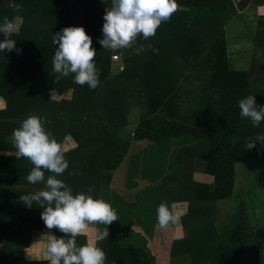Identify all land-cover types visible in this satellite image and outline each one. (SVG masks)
Returning <instances> with one entry per match:
<instances>
[{
	"label": "trees",
	"instance_id": "obj_1",
	"mask_svg": "<svg viewBox=\"0 0 264 264\" xmlns=\"http://www.w3.org/2000/svg\"><path fill=\"white\" fill-rule=\"evenodd\" d=\"M226 1L0 0V264H172L179 255L190 264H243L246 256L264 264V0L255 1L261 9L242 67L230 58L225 25L250 0ZM118 11L127 15L117 18ZM194 13L208 35L195 57L174 54L180 66L159 78L169 54L145 41L155 24L197 23ZM131 24L146 47L113 61ZM136 103L150 108L135 129L139 142L124 132ZM172 136L190 138L152 189V217L134 201L140 191L119 208H102L123 196L106 190L123 159L143 148L144 156L156 155L151 147ZM47 157L65 160H38ZM195 157L206 159L211 181L197 179ZM151 182L142 176L136 184ZM103 210L116 212L114 225ZM80 217L99 218L102 248H88ZM151 225L152 244L143 230ZM30 238L35 248L10 255ZM39 246L47 257L35 259Z\"/></svg>",
	"mask_w": 264,
	"mask_h": 264
},
{
	"label": "rangeland",
	"instance_id": "obj_2",
	"mask_svg": "<svg viewBox=\"0 0 264 264\" xmlns=\"http://www.w3.org/2000/svg\"><path fill=\"white\" fill-rule=\"evenodd\" d=\"M151 5H152V0H151ZM249 5L246 6V9L247 11H249L250 13H253V10L251 8H247L249 7ZM103 9L101 8V11H99V15L101 17H107V12L106 11H102ZM117 18H124L127 14L124 13V12H121V11H118L116 13H114ZM240 15L239 16H234L230 21L229 23H227V25H225V31H226V39H227V44H228V48H229V55H230V58L232 59V62L234 64L235 67H242L244 64V60H243V57H242V54L243 52L245 51V53L249 56L252 54V50H248L246 49L247 47L249 46H252L253 43L252 41L249 39V31H250V34L253 33V30H255V26L257 24V18H254L253 16L251 17V15H247L245 13H239ZM136 13H135V16H131L129 17L131 20L129 21L128 25L130 23H133V22H137V18H136ZM234 20V21H233ZM233 21V22H231ZM104 24V23H103ZM101 24V26L103 25ZM128 25L124 24L123 22V26L122 24H118L116 27L118 26H122V29L123 30H126L128 28ZM103 26H108L110 27V24L109 22H107V25H103ZM137 26V25H135ZM133 24H131L130 26V29H129V32L132 35H130V38L126 41L127 43H131L134 39H139V36H140V30L135 27ZM102 28V27H101ZM253 28V30L251 29ZM249 30V31H248ZM143 32V31H142ZM139 35H134V34H138ZM125 34H128V32H126ZM117 37H113L114 39V43H117L120 41L121 39V36H119L118 34H116ZM152 39L150 40V42H154L156 41L157 39V35L155 33H152ZM95 37V36H94ZM104 38V36H103ZM143 40H145L146 38V35L142 36L141 37ZM81 39H83V37H81ZM105 39V38H104ZM77 40V37H74V42ZM136 40H134L132 43H135ZM195 40L192 41V43H194ZM91 45L92 46H97L94 42V39L92 38V41H91ZM124 47H127L130 49V51H134V46L131 45V44H123L121 46V49H123ZM119 52V51H117ZM129 51H126L125 53H127ZM124 53V54H125ZM192 53L195 55L197 53V49L193 50ZM123 53H119V58L122 60L123 58ZM113 58V57H112ZM115 59V58H114ZM120 60V61H121ZM191 62V61H190ZM193 62V61H192ZM191 62V63H192ZM161 67H160V70H159V78L167 71L166 67H165V64H164V61L163 59H161ZM177 63V61L175 62ZM189 65V64H187ZM175 79L179 80V76L177 75V78L175 77ZM1 100H3V98H1ZM0 104H2V106L6 105L5 101H0ZM141 107L140 105H138V108ZM150 114V108L148 106H146L144 109H140L139 112H135L134 114V118H136L137 120H139V117L141 115V119L143 118H146L147 115ZM132 125V124H131ZM130 125H128L126 127V130L124 132L130 134L129 137L130 138H134V133L135 132H130ZM131 131H134L132 128H131ZM73 142H69L68 143V147L69 146H72L73 143L74 145H76V142L72 139ZM160 154V153H159ZM40 159H44V158H40ZM195 162H194V167L196 168L197 166L200 165V163L197 161V158L195 157ZM45 161H48L49 159H44ZM54 160L56 163H58L59 165H61V161L65 160V159H52ZM169 160V159H167ZM197 162V163H196ZM206 166V165H205ZM197 175H199L197 177L198 180H201V181H211L212 178L206 173L204 172L203 168L200 170V171H196ZM195 173V174H196ZM124 176V175H123ZM127 177V176H126ZM126 177H122L121 180H117V178L108 186H106V190L109 191L110 193H121L123 194V196L119 195L118 196V201H116V203L112 206L110 205H103L102 208L104 207H110V208H116V207H120L121 205H123L126 201L128 202V200H132L135 198L136 196V193L137 191H140V197L137 199V200H134L135 202H139L140 206H141V210H145V217L146 218H151V213L152 212H155V201H154V194L152 192V189H154V186L158 185L157 184V180L161 179V178H152V182L151 184H148L146 186L145 183L143 184H136L134 186H128V187H131V188H127L126 186ZM127 182H129L127 180ZM153 186V187H151ZM151 191V192H150ZM38 203V201L35 199V200H32V203L31 204H36ZM175 210V213H176V216H175V219H177V221L181 220V212L183 210V206L181 204H177V205H174V208ZM103 213V218L105 219V223L106 225L108 226H111V225H114L113 222H117V220L115 219V214L116 212L115 211H112V212H107V213H104V210L101 211ZM101 215V213H99V216ZM139 217V216H138ZM80 219L83 220V217H80ZM86 220V225L84 226L83 229H79L81 232L85 233L86 236L88 237V239L91 241H93V237L95 235V233H97V229H99L100 225H99V218H89V217H86L85 218ZM137 221L134 220L133 221V227H135L136 229V226L138 227V225L136 224ZM119 227H121V225L119 224ZM155 227V226H154ZM153 225L147 227V228H144L143 227V230L145 231L146 233V238H148V242H150L152 244L153 241V238L156 236V229H154ZM119 230L121 231L122 228H119ZM125 232V229L123 230V233ZM92 235V236H91ZM131 238V236H129ZM169 238V237H168ZM132 240V239H131ZM138 240V241H137ZM136 243L139 244L140 246V243L141 245H144V240L140 237H137L136 236ZM103 242H104V238H101V239H96V242H95V245L93 246L94 244V241H93V244L89 246V249L91 250H95L99 247H103ZM35 244H37L32 238H30V242H29V245L27 247H20V246H12L10 249H9V253L10 255H25L26 253L29 252L30 248H35ZM101 247V248H102ZM1 248V246H0ZM155 249H157L158 247H154ZM37 249H39V253L38 255L35 257V259H40V258H45L47 257V251L46 249H44V247L42 246H39ZM8 248L3 250L2 251V255H8ZM158 252L156 251V254ZM171 258V257H170ZM169 258V259H170ZM174 260L172 262V264H190V259H186L185 258V255H179L177 257H174ZM254 261L252 258H249V257H245V261L243 262V264H253Z\"/></svg>",
	"mask_w": 264,
	"mask_h": 264
},
{
	"label": "crops",
	"instance_id": "obj_3",
	"mask_svg": "<svg viewBox=\"0 0 264 264\" xmlns=\"http://www.w3.org/2000/svg\"><path fill=\"white\" fill-rule=\"evenodd\" d=\"M255 1H258V0H250V2L247 4V5L250 4V6L247 7V8H251L253 10V13H250L249 11H247L246 7L244 9H241L239 7V5H238L237 6V12H236V14L234 16H236V17L239 16L240 15L239 13L241 12V13H245L247 15H251V17L253 16L254 18H257V21H258V14H259V11H260L261 8H260L259 5L257 6ZM226 2H227V4L230 5V2L228 0ZM233 2H234V5H235L236 0H233ZM192 16H196V18L198 20L197 23H189L188 22L186 24H183V26H181V24H177L175 22H170V24H167L166 26H163L161 29L155 24L154 25V27H155L154 33L157 35L156 41L150 42L151 39L149 41H145V42H147V44L151 45L153 48H156L157 52H161L162 53L163 50L165 51V49H166L165 52L168 53L169 55L167 57L165 56V57L162 58L164 63H165V67L166 68H169V66L171 64H173V66L176 65L175 62L177 60L172 58V57H174V54L178 55L179 53H186L187 54V59H189L190 57L191 58L195 57L196 54L194 55L192 53V51L195 50V49H197V51H198L197 44L202 42L201 39H205V36L208 35V34H206V32L204 30V25L205 24H204V21L201 20V18H202L201 15H196L194 13ZM234 16H232L231 19ZM233 21H231V22H233ZM208 26L211 27V25H208ZM135 27H137L140 30L138 25L135 26ZM141 34H142V30H140V35ZM130 35L133 36V34H131V33H130ZM130 35L128 36V39L130 38ZM134 35L135 36L139 35V33L138 34H134ZM197 35H198V38L195 37ZM128 39L123 40L121 42V44L119 45V47H118L120 49V51L119 52L116 51V53H123V57H124V53L126 51H130V49L127 48V47H124L123 49H121V46L124 43L133 45L134 46V50L146 47V45H144L143 43L138 42V39H134V40H136L135 43H132L134 40L131 43H127L126 41ZM191 40L192 41L195 40V42L192 43ZM187 43L191 44V47L186 48V46L188 45ZM112 60H113V58H112ZM177 62H178V66H180L179 65L180 62L179 61H177ZM113 63H115V62H113ZM118 65L120 66V63H118ZM181 98L184 99V97H181ZM181 98H179V100ZM0 105L2 106V104H0ZM140 109H141V107L138 108V105L136 103L134 105V107H132L130 109V111H129L127 126L130 125V127L134 130V131H131V128L128 129L132 133L135 132L136 127L141 122V115L139 117V120L134 118L135 117L134 116L135 112H139ZM172 113H173V111H172ZM170 117H171V115H169L168 119ZM126 127L124 128V131L126 130ZM189 138L190 137H184V136H180V137H173V136L172 137H166L164 140H162L160 143H158V147L157 146H156V148L153 147V146L151 147V152H153V149H155V153L156 152L158 153L156 155H145L144 156V154H145L144 148L140 152H136V153H134L132 155L128 154L127 157L125 159H123L121 164L114 171V180L117 178V180L119 181V180L122 179V177H126L127 176L125 181H126V186L129 189L132 186L136 185L137 181H139L142 176H144L145 178H148V179L162 178L166 174V171L168 169V165H167L168 164V160L167 159H173L174 157H176L177 149L181 145H184V143H182V141L186 140V139H189ZM131 140L134 141V142H139L135 138H131ZM186 143H189V142H186ZM148 158L151 159L149 164H152V165L150 166V170L147 172L145 170V167H144V164H145L144 163V159H148ZM44 159H49L46 162L55 163L56 164V162L54 160H52V159H56V158L47 157V158H44ZM44 159H38V160L45 161ZM137 159H139V160H137ZM152 159H162V160L160 161L159 164H157V161L154 162ZM197 161L200 163V165L198 167L205 169L206 159H204L202 157H197ZM127 180L129 182H127ZM128 186H131V187H128ZM86 224L87 223H86L85 218L83 220H79V222H78V232L81 233V234H84L85 236H86V234L81 232L79 229H83ZM96 239H97L96 238V233H95V235H94V237L92 239L94 241V244H93V241L90 242V240L87 237L88 248L92 244H93V246L95 245Z\"/></svg>",
	"mask_w": 264,
	"mask_h": 264
},
{
	"label": "built area",
	"instance_id": "obj_4",
	"mask_svg": "<svg viewBox=\"0 0 264 264\" xmlns=\"http://www.w3.org/2000/svg\"><path fill=\"white\" fill-rule=\"evenodd\" d=\"M112 57H113V60L114 61H118V60H120V58H119V53H114L113 55H112ZM115 58V59H114Z\"/></svg>",
	"mask_w": 264,
	"mask_h": 264
},
{
	"label": "clouds",
	"instance_id": "obj_5",
	"mask_svg": "<svg viewBox=\"0 0 264 264\" xmlns=\"http://www.w3.org/2000/svg\"><path fill=\"white\" fill-rule=\"evenodd\" d=\"M121 60V59H120ZM120 60H118V61H120Z\"/></svg>",
	"mask_w": 264,
	"mask_h": 264
}]
</instances>
